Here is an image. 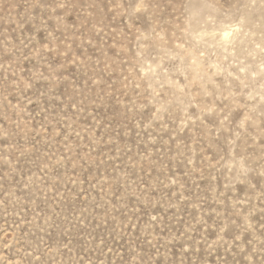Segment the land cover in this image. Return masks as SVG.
Returning <instances> with one entry per match:
<instances>
[{"label":"rangeland","instance_id":"rangeland-1","mask_svg":"<svg viewBox=\"0 0 264 264\" xmlns=\"http://www.w3.org/2000/svg\"><path fill=\"white\" fill-rule=\"evenodd\" d=\"M0 264H264V0H0Z\"/></svg>","mask_w":264,"mask_h":264}]
</instances>
